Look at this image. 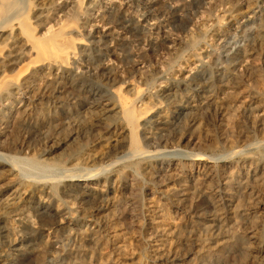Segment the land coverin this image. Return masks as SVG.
I'll return each mask as SVG.
<instances>
[{"label": "rangeland", "instance_id": "obj_1", "mask_svg": "<svg viewBox=\"0 0 264 264\" xmlns=\"http://www.w3.org/2000/svg\"><path fill=\"white\" fill-rule=\"evenodd\" d=\"M11 1L0 264H264V0ZM17 11L69 23L66 63ZM117 93L150 105L139 148Z\"/></svg>", "mask_w": 264, "mask_h": 264}, {"label": "bare ground", "instance_id": "obj_2", "mask_svg": "<svg viewBox=\"0 0 264 264\" xmlns=\"http://www.w3.org/2000/svg\"><path fill=\"white\" fill-rule=\"evenodd\" d=\"M19 3V2H18ZM11 6H12V1L11 0H0V17L1 18H5V17H8L9 19H11L9 13H10V10H11ZM20 11V10H19ZM18 12V11H17ZM16 14H14L12 16V19H17V25H18V29L20 31V33L22 35L25 36V38L29 41V46H30V49H28L27 51H25L24 53V56L26 57V55H31L32 52L34 51L35 52V57L30 58L28 57L29 59H32L31 62H36L37 61H40L41 63V59L44 60V58L47 60L48 56L49 55H52L53 57L57 58L59 61L61 62H65L68 61L67 60V56H68V53L69 51H72L75 47V38H73L69 32L66 30L65 27H68V24L66 22L65 25L67 26H63L64 24L61 23L62 25L59 26L58 25V28L57 29H52V30H49L48 33H43V34H38V32H36L37 28H36V25H34L31 21H30V18H29V12L28 11H24V12H18ZM7 18V19H8ZM6 19V18H5ZM6 19V20H7ZM9 21V20H8ZM9 23L11 22H8L7 25H9ZM65 23V21H64ZM71 24V23H70ZM5 27V25H4ZM55 28V27H54ZM72 32V31H71ZM19 33V32H18ZM9 37V36H8ZM23 38V37H22ZM8 39V38H7ZM23 40V39H22ZM24 42H27V41H24ZM27 44V43H26ZM28 47V46H27ZM27 49V48H26ZM73 53V52H72ZM72 55V54H71ZM51 56V57H52ZM20 57V56H19ZM47 57V58H46ZM70 58V57H69ZM28 59V60H29ZM19 60V59H18ZM16 61V60H15ZM14 61V62H15ZM54 61V59H53ZM57 62V61H56ZM16 63V62H15ZM24 63V62H23ZM60 63V62H59ZM64 63V64H65ZM19 64V63H18ZM16 65V64H15ZM23 65V64H22ZM29 65V64H28ZM31 65V64H30ZM4 66V65H3ZM21 67V65H19ZM18 66V67H19ZM24 66H26L27 68V63L26 65L24 64ZM5 67V66H4ZM13 67V65L11 66ZM17 67V66H16ZM30 67V66H29ZM6 71H10V68L8 67H5ZM9 69V70H8ZM13 70V69H12ZM18 70V69H17ZM3 71V70H2ZM1 71V72H2ZM14 71V70H13ZM8 73V72H7ZM5 73L4 76H7L8 74ZM15 73V72H14ZM12 73V74H14ZM3 76V75H2ZM18 79V78H16ZM10 81V80H9ZM13 81V80H11ZM1 82H2V79H1ZM4 82V81H3ZM5 83V82H4ZM3 83V84H4ZM2 84V83H1ZM0 84V85H1ZM119 88V87H118ZM140 88V87H139ZM118 90V89H117ZM140 90V89H139ZM117 92V91H116ZM119 92V91H118ZM121 92V91H120ZM137 92H140V91H137ZM118 95V93H117ZM137 95V93H136ZM119 99H120V104H121V110H122V113L124 115V118L126 119L127 123H128V126H129V129H130V147L131 149H136V148H139L140 147V138H139V135H138V132H137V127H138V124L140 123V120L142 117H144L145 115H148V112H149V106L148 107H144V108H141V109H138V108H135V106H133L132 104H130L131 102L130 101H127L123 96L122 94H119ZM137 97V96H136ZM130 98V97H129ZM133 97H132V101H133ZM135 100V99H134ZM134 102V101H133ZM132 102V103H133ZM155 102V101H154ZM158 103V102H156ZM144 105V104H143ZM152 107V106H151ZM154 107V106H153ZM152 110V108H150ZM150 110V111H151ZM119 111V110H118ZM122 115V114H121ZM123 117V116H121ZM142 123V122H141ZM126 128V127H125ZM128 129V130H129ZM128 133V132H127ZM142 148V147H141ZM142 150V149H141ZM140 150V151H141ZM135 152V151H134ZM50 166V165H49ZM51 167V166H50ZM22 207V206H21ZM20 207V208H21ZM23 208V207H22ZM18 209V208H17ZM10 213V212H9Z\"/></svg>", "mask_w": 264, "mask_h": 264}]
</instances>
